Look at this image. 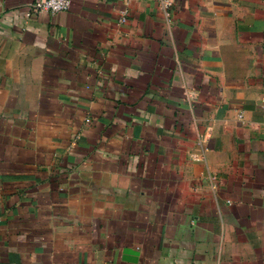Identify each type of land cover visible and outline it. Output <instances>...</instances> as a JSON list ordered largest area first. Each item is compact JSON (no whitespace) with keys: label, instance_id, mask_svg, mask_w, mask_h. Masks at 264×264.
Here are the masks:
<instances>
[{"label":"crops","instance_id":"1","mask_svg":"<svg viewBox=\"0 0 264 264\" xmlns=\"http://www.w3.org/2000/svg\"><path fill=\"white\" fill-rule=\"evenodd\" d=\"M34 1L0 0V264H264V0Z\"/></svg>","mask_w":264,"mask_h":264},{"label":"built area","instance_id":"2","mask_svg":"<svg viewBox=\"0 0 264 264\" xmlns=\"http://www.w3.org/2000/svg\"><path fill=\"white\" fill-rule=\"evenodd\" d=\"M134 0H124L125 7L128 6L130 2ZM158 5L162 9H167L171 6L169 0H156ZM70 9V0H36L26 6L24 18L30 19L34 16L44 15V14H56L61 12H66ZM128 11L124 8L120 13L119 22H127Z\"/></svg>","mask_w":264,"mask_h":264}]
</instances>
